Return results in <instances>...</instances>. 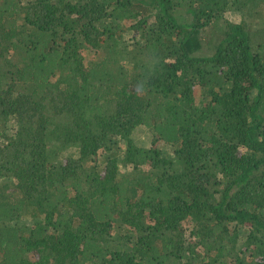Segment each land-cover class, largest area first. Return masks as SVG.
<instances>
[{"label":"trees","instance_id":"trees-1","mask_svg":"<svg viewBox=\"0 0 264 264\" xmlns=\"http://www.w3.org/2000/svg\"><path fill=\"white\" fill-rule=\"evenodd\" d=\"M0 264H264V0H0Z\"/></svg>","mask_w":264,"mask_h":264},{"label":"rangeland","instance_id":"rangeland-1","mask_svg":"<svg viewBox=\"0 0 264 264\" xmlns=\"http://www.w3.org/2000/svg\"><path fill=\"white\" fill-rule=\"evenodd\" d=\"M224 18L227 19L228 21L232 22V23H239L241 18V15L238 14L237 12H226L224 14ZM128 36H130L131 38V34H129ZM88 58H94L93 54L88 55ZM134 141L136 142V144L141 145V146H148L149 144V135L148 132L145 129H138L136 130L135 134H134ZM100 160V159H99ZM22 223L28 224L29 218L28 217H24L22 220Z\"/></svg>","mask_w":264,"mask_h":264}]
</instances>
